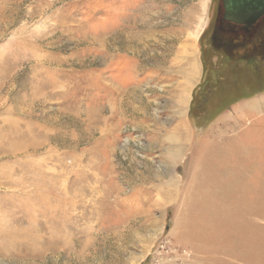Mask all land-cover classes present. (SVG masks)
I'll return each instance as SVG.
<instances>
[{"label": "rangeland", "instance_id": "rangeland-1", "mask_svg": "<svg viewBox=\"0 0 264 264\" xmlns=\"http://www.w3.org/2000/svg\"><path fill=\"white\" fill-rule=\"evenodd\" d=\"M220 1L0 0V264H264V62L214 51Z\"/></svg>", "mask_w": 264, "mask_h": 264}, {"label": "flooded vegetation", "instance_id": "flooded-vegetation-1", "mask_svg": "<svg viewBox=\"0 0 264 264\" xmlns=\"http://www.w3.org/2000/svg\"><path fill=\"white\" fill-rule=\"evenodd\" d=\"M217 8L218 12L208 36L214 51L227 55V61L230 62H232L231 56L236 58L235 56L240 55L248 62L257 59L255 63L262 64L264 62V14L253 25L248 26L225 19L223 0L220 1ZM252 32H256L257 36ZM228 35H231L232 42H225L224 38ZM244 35L248 38L243 43L238 42L237 39L240 40V37Z\"/></svg>", "mask_w": 264, "mask_h": 264}, {"label": "water", "instance_id": "water-1", "mask_svg": "<svg viewBox=\"0 0 264 264\" xmlns=\"http://www.w3.org/2000/svg\"><path fill=\"white\" fill-rule=\"evenodd\" d=\"M225 19L242 25H253L264 14V0H223Z\"/></svg>", "mask_w": 264, "mask_h": 264}, {"label": "trees", "instance_id": "trees-1", "mask_svg": "<svg viewBox=\"0 0 264 264\" xmlns=\"http://www.w3.org/2000/svg\"><path fill=\"white\" fill-rule=\"evenodd\" d=\"M247 38H248V36L244 35V36L240 37V40L237 39V41L240 42V43H243ZM224 40H225V42H232V38L231 37H225ZM235 57L236 58H234V56H231V59H235L237 63H240V61H241V63L244 64V67L248 66L249 68H253L255 71L259 70V68L261 67V65L259 63H255L257 61V59L249 60V62H248V61L245 60L244 57H241L240 55H237ZM260 62H261V60H260Z\"/></svg>", "mask_w": 264, "mask_h": 264}, {"label": "bare ground", "instance_id": "bare-ground-1", "mask_svg": "<svg viewBox=\"0 0 264 264\" xmlns=\"http://www.w3.org/2000/svg\"><path fill=\"white\" fill-rule=\"evenodd\" d=\"M186 82H187V81H186ZM184 84L187 85V83H185V82H184ZM181 95H182V94H181ZM184 100H185V99H184ZM181 101H183V99H182ZM180 103H181V102H180ZM177 130H178V129H177ZM178 131H179V130H178ZM178 131H177V132H178ZM185 135H186V133H185ZM185 137H186V136H185ZM177 143H179V142H177ZM180 146H181V144H180ZM174 148H175V147H174ZM181 149H182V148H181ZM173 151H174V150H173ZM175 151H176V149H175ZM176 152H177V151H176ZM176 152H174L173 157L176 156ZM179 152H181V151L178 150V153H179ZM167 153H168V152H167ZM173 157H171V158H173ZM166 158H167V157H166ZM171 158H169V159L171 160ZM167 159H168V158H167Z\"/></svg>", "mask_w": 264, "mask_h": 264}]
</instances>
